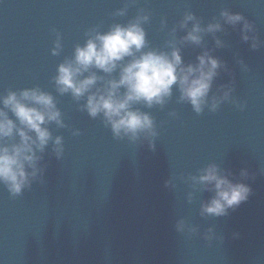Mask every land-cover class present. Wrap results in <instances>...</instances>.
Returning <instances> with one entry per match:
<instances>
[{
  "label": "water",
  "instance_id": "95a60500",
  "mask_svg": "<svg viewBox=\"0 0 264 264\" xmlns=\"http://www.w3.org/2000/svg\"><path fill=\"white\" fill-rule=\"evenodd\" d=\"M125 0H15L0 23V94L40 87L54 95L66 129L64 155L57 161L46 150L45 183H34L21 196L11 197L0 185V264H264V47L252 51L239 33L226 27L218 34L227 47L214 55L231 75L221 72L216 85L234 81L233 99L243 111L226 103L211 113L195 114L177 104L175 92L163 109L150 111L157 124L155 150L113 138L98 118L78 111L70 95L55 92L52 78L85 32L112 23L126 24L138 9L150 14L144 25L150 47L163 49L168 32L188 10L206 24L223 9L244 15L264 41V0H135L124 17L114 13ZM161 19L167 28L161 30ZM55 32L63 50L52 56ZM184 33H178L182 36ZM213 47L211 37H205ZM200 49L183 50L185 62ZM242 59L248 71L241 70ZM213 91H215V86ZM175 111L176 118L167 115ZM72 130H79L73 136ZM230 170L252 190L249 199L227 216L200 217L196 193L187 202V177L209 163ZM170 177L175 188L164 187ZM197 226L188 236L175 231L178 219ZM212 227L211 242L203 239Z\"/></svg>",
  "mask_w": 264,
  "mask_h": 264
},
{
  "label": "clouds",
  "instance_id": "9594fccd",
  "mask_svg": "<svg viewBox=\"0 0 264 264\" xmlns=\"http://www.w3.org/2000/svg\"><path fill=\"white\" fill-rule=\"evenodd\" d=\"M134 3L135 0H125L124 7L114 16L124 17ZM150 16L146 9L140 8L126 24L112 23L106 31H101L99 26L90 28L84 34L83 45L77 44L72 56L58 65L52 83L59 96L70 95L78 111L90 119L99 118L114 139L147 144L154 151L159 135L157 124L150 111L141 108L163 110L175 90L176 103L189 105L197 115L205 109L215 113L226 103L243 111L245 104L233 99V80L216 85L221 72L231 75L227 64L214 55L217 49L227 47L218 34L230 27L238 31L240 40L252 51L264 47V41L257 35L256 25L240 13L223 9L219 18L213 17L205 24L186 10L168 32L163 49L152 48L144 28ZM160 27L167 28L166 19H161ZM180 32L184 35L178 36ZM205 37H211L213 47H208ZM186 48L200 49L194 61L185 62L182 53ZM62 50V36L55 32L51 55L59 56ZM236 63L242 71H248L242 59ZM167 115L177 117L175 111ZM52 126L57 130L68 127L51 93L37 86L0 94V185L11 197L21 196L34 183H45L44 157L49 147V154L57 161L63 158L64 138L54 136ZM80 134L79 130H72L73 136ZM239 177L236 180L230 170L213 162L196 174L179 179L190 189L189 204L196 193L210 194L200 203V217L219 218L245 203L252 193L250 186L241 182L249 178L246 168L240 170ZM174 179L166 180L164 187L174 189ZM174 228L188 236L199 233L197 226L183 218L175 222ZM215 238L212 227L203 234L205 241Z\"/></svg>",
  "mask_w": 264,
  "mask_h": 264
}]
</instances>
